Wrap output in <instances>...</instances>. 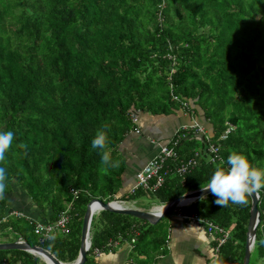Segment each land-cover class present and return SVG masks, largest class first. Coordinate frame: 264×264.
<instances>
[{
    "label": "trees",
    "instance_id": "1",
    "mask_svg": "<svg viewBox=\"0 0 264 264\" xmlns=\"http://www.w3.org/2000/svg\"><path fill=\"white\" fill-rule=\"evenodd\" d=\"M263 82L264 0H0V130L15 136L0 161L8 173L0 241L20 237L71 262L91 197L145 194L166 203L204 186L233 150L264 168V92L257 88ZM181 100L210 124L216 160L208 161L202 135L188 133L175 146L177 158L165 161L157 189L121 192V147L137 139L129 113L175 114ZM225 122L233 129L219 139ZM104 126L118 168L103 165L91 147ZM21 142L27 147H17ZM192 157L195 165L176 174L174 166ZM257 194L250 254L263 257L264 188ZM215 199L209 192L182 210L227 230L215 255L224 264H241L250 197L247 206L229 202L222 209ZM67 205V231L41 240L34 221H54ZM173 210L154 223L107 210L93 214L82 264H103L96 258L124 242L123 264H156L166 251L162 219ZM0 264L44 263L24 250L0 249Z\"/></svg>",
    "mask_w": 264,
    "mask_h": 264
},
{
    "label": "crops",
    "instance_id": "2",
    "mask_svg": "<svg viewBox=\"0 0 264 264\" xmlns=\"http://www.w3.org/2000/svg\"><path fill=\"white\" fill-rule=\"evenodd\" d=\"M190 107L191 113L184 109L178 110L175 114L169 115H150L139 112L137 115L136 125L140 132H137L139 135L132 132V134L137 136V139L135 141L133 139L131 140L132 142H138L139 155L137 154L138 147L130 145L132 144L131 141L128 145H125L124 148L121 149L122 153L126 157L125 170L122 175L123 186L120 190L121 192L124 191V193H128L129 187L134 181L135 171L138 170L140 166L155 153L156 142H163L167 140L172 135L176 127L189 122V120L193 118L201 123L205 129L208 131L211 130L210 124L207 123V125L204 122V119L199 117L200 114L196 113L195 106H191L190 104ZM192 109L194 111H192ZM142 127L147 128L148 131H143ZM120 191L117 193V196L121 193ZM155 204L156 202L152 205ZM133 207L143 209L135 205H133ZM167 219L168 235L165 243L166 251L158 257L156 264H205L207 259L212 261V245L197 225L184 223L172 214L169 215ZM36 222L43 223L42 221ZM124 244L125 246L121 247V252H115L117 258L120 260V264H123L122 261L126 257L125 250L127 249L128 244L127 242H124Z\"/></svg>",
    "mask_w": 264,
    "mask_h": 264
},
{
    "label": "built area",
    "instance_id": "3",
    "mask_svg": "<svg viewBox=\"0 0 264 264\" xmlns=\"http://www.w3.org/2000/svg\"><path fill=\"white\" fill-rule=\"evenodd\" d=\"M180 104L182 105L181 109H189V113H191V107L186 101L181 100ZM129 118L132 122L137 123V116L135 115V113H129ZM225 125L226 127L224 131L218 135L219 139H223L226 134L233 129V126L230 123L225 122ZM131 132H139L138 127H133V131ZM188 133H197L204 137L205 141L208 143L206 147L207 152L209 154L208 161L214 162L218 156V144L214 145L213 143H211V131H208L201 123L191 118L189 122L176 127L172 135L167 140L163 142H156L155 153L151 157H149L135 172L133 184L130 186L128 191L131 193L135 189H141L145 192H153L155 189H157L163 182V175L166 172V170L163 169L165 161L167 159L173 160L177 158L175 146L183 138H185ZM195 163L196 161L193 157L188 158L186 161H181L176 166H174V171L176 174L181 175L186 172L189 168H192ZM72 193L75 197L77 191L73 190ZM188 204L189 203L180 204L173 208L174 210L172 215H174L177 219L183 222L191 223L200 227L205 237L209 240L212 245L211 251L214 257L217 253L219 246L224 243V241L228 238L229 233L221 226L209 220L202 219L196 213H186L185 211H183L182 208L187 206ZM98 211L99 208H96L94 210L95 213ZM68 221L69 213L67 205L66 209L60 211L54 221L43 223L34 221L33 232L38 235L41 240L47 239L57 232L65 233L67 231ZM18 240H21V238H19ZM132 241L133 239L131 238L130 242ZM113 243L116 244L117 242L114 241ZM93 252L95 256H98L100 253L97 248H94Z\"/></svg>",
    "mask_w": 264,
    "mask_h": 264
},
{
    "label": "clouds",
    "instance_id": "4",
    "mask_svg": "<svg viewBox=\"0 0 264 264\" xmlns=\"http://www.w3.org/2000/svg\"><path fill=\"white\" fill-rule=\"evenodd\" d=\"M14 139L15 136L13 131L0 130V161L4 160L5 152L12 146ZM17 147L26 148L27 145L21 142ZM91 147L92 149L99 150L101 163L103 165L111 168L119 167L120 162L112 159L107 126L97 129L91 141ZM226 165L227 166H225L224 161H221V163L215 167L210 178L201 189L215 196L216 199L214 202L216 205L221 206V209L227 207L229 202L239 206H247L249 202L248 197L252 193H256L264 188V168L254 166L242 152L235 150L228 155ZM103 170L106 171L107 167ZM7 181L8 173L4 167H0V200L5 198V192L8 187ZM99 199L105 201L102 198ZM117 201L120 205L126 206L122 201ZM93 203L95 205V202ZM96 208H99V211L101 210L100 207ZM94 210L93 214H95ZM19 238L20 237L16 240ZM51 239H54V237H51ZM21 240L23 239L21 238ZM253 244H255V238H253ZM259 244L264 245V240H260ZM211 264H224V261L217 254L213 257Z\"/></svg>",
    "mask_w": 264,
    "mask_h": 264
},
{
    "label": "water",
    "instance_id": "5",
    "mask_svg": "<svg viewBox=\"0 0 264 264\" xmlns=\"http://www.w3.org/2000/svg\"><path fill=\"white\" fill-rule=\"evenodd\" d=\"M203 187V186H202ZM209 192H205L200 188L193 189L182 193L181 195L174 197L166 203L151 205L147 209H139L132 206H122L117 200L102 201L97 197H92L86 203L84 212L82 215L79 235V246L75 259L71 262H62L58 260L53 254L39 245H31L25 240H14V241H0V249H20L27 251L33 255H36L44 264H46L45 258L48 259L52 264H82L85 261V251L88 249L90 244L89 226L90 220L93 215V210L90 206L95 202V207H100L101 210H107L110 212L122 213L131 215L135 218L142 219L148 223H154L159 218L169 213L173 208L182 204L189 203L196 198L202 197ZM250 208L246 224V237L243 246V255L241 264H248L249 255L253 246V238L255 235V227L258 222V194L252 193L250 196ZM43 257V258H42Z\"/></svg>",
    "mask_w": 264,
    "mask_h": 264
},
{
    "label": "rangeland",
    "instance_id": "6",
    "mask_svg": "<svg viewBox=\"0 0 264 264\" xmlns=\"http://www.w3.org/2000/svg\"><path fill=\"white\" fill-rule=\"evenodd\" d=\"M257 88L259 89V90H261V91H263L264 92V82L263 83H258L257 84ZM192 106V105H191ZM188 111H189V109H188ZM200 115H199V117H202L201 115V113L200 112H198ZM198 115V114H197ZM203 118V117H202ZM204 119V118H203ZM137 121V120H136ZM204 122L207 124V121L204 119ZM208 125V124H207ZM142 129H143V131L145 130V131H148V129L147 128H144V127H142ZM138 130H139V128H138ZM139 132H140V130H139ZM138 134V133H137ZM139 135V134H138ZM137 137V136H136ZM130 145H132V146H135V147H138L137 149V154L139 155V144H138V142H133L132 144H130ZM122 149L124 148V146L122 145V147H121ZM113 160H116V159H113ZM112 199H115V200H120V201H122L123 202V204L124 205H126V206H133V205H135V206H138V207H141V208H143V209H147V208H149L153 203H155V199L153 198V197H151V196H149V195H145V194H141V195H138L137 197H134L133 199H129V200H126V199H116L117 197H115V196H112L111 197ZM9 202V201H8ZM16 214H21L20 212H18V211H16L15 212ZM168 216V215H167ZM162 229H164V228H166V225H168V219L167 218H163L162 219ZM157 233L159 234L160 232H158L157 231ZM167 235H168V230H167ZM9 236L7 235V236H5V237H3L2 236V238L3 239H6V238H8ZM1 238V239H2ZM32 240H34L35 239V236H33L32 238H31ZM128 244V243H127ZM125 246V244L124 243H122L120 246H116V249H115V251L114 252H116V253H119V252H121V247H124ZM249 258H250V260H249V264H264V256L263 257H258V256H256V253H254V252H251V254L249 255ZM96 259H98V261H101L103 264H117V263H119V258H117V255L115 254V253H108L107 255H105L104 257L103 256H100V257H97Z\"/></svg>",
    "mask_w": 264,
    "mask_h": 264
},
{
    "label": "bare ground",
    "instance_id": "7",
    "mask_svg": "<svg viewBox=\"0 0 264 264\" xmlns=\"http://www.w3.org/2000/svg\"><path fill=\"white\" fill-rule=\"evenodd\" d=\"M95 206H96V204H95V205L92 204V205L90 206V209H91V210H94V209L96 208ZM42 258H43V257H42ZM45 261H46V264H52V263H51L48 259H46V258H45Z\"/></svg>",
    "mask_w": 264,
    "mask_h": 264
}]
</instances>
